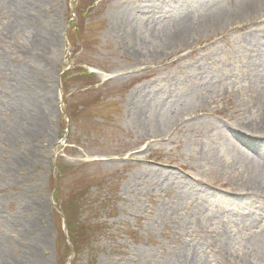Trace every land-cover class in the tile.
Returning <instances> with one entry per match:
<instances>
[{"label":"rangeland","instance_id":"obj_1","mask_svg":"<svg viewBox=\"0 0 264 264\" xmlns=\"http://www.w3.org/2000/svg\"><path fill=\"white\" fill-rule=\"evenodd\" d=\"M26 1L0 0V264H264V194L229 203L262 178L231 131L259 117L264 22L207 25L241 0Z\"/></svg>","mask_w":264,"mask_h":264},{"label":"bare ground","instance_id":"obj_2","mask_svg":"<svg viewBox=\"0 0 264 264\" xmlns=\"http://www.w3.org/2000/svg\"><path fill=\"white\" fill-rule=\"evenodd\" d=\"M26 2L29 3L30 0H27ZM186 11L187 10H180V13L183 12L185 14L187 13ZM259 19L264 22V0H241L235 11L226 12L223 9L215 11V14L209 18L207 25L213 28H219L232 24L244 26L246 23H257ZM191 26V23L184 19L179 25L180 30L174 35H171L168 42L185 43L191 36ZM260 37V34L255 32L249 35V42L255 45H260L259 47L263 48L264 46L262 45V40H260ZM258 77L262 79L263 84L262 87L257 90L255 95L256 98L253 96L251 99V103H254V106L257 107L259 117L241 124L240 126H242L245 131H231V137L234 142L245 147V149L249 152L247 153L249 158L252 161H255L261 169L260 174L262 175V178L258 179L257 176H255L252 179L253 188L251 189H253V191L248 192L245 195L231 198L229 200V203L235 207L245 206V209L255 206L256 204H263L257 197L258 195H261L260 193L264 194V59L261 61ZM30 81V86L26 87L25 96L26 98H32V100L35 101L36 104L33 106L36 110V114H39L43 111V104L48 106L49 96L45 95L42 97L44 101L42 102L38 96L39 90L36 87L35 81L33 79H30ZM38 100L40 101L39 103ZM40 128L41 123L39 118L34 131L36 130V132L39 133ZM43 239L44 240L41 242L44 244L47 241V237Z\"/></svg>","mask_w":264,"mask_h":264},{"label":"trees","instance_id":"obj_3","mask_svg":"<svg viewBox=\"0 0 264 264\" xmlns=\"http://www.w3.org/2000/svg\"><path fill=\"white\" fill-rule=\"evenodd\" d=\"M70 234H71V236H72V237L70 236V237H71V239H73V238H74V239H73V241L71 240V242H72V245H73V244H74V245H76V243H75V235H78V233H73V232H70ZM74 248H75V247H74Z\"/></svg>","mask_w":264,"mask_h":264}]
</instances>
